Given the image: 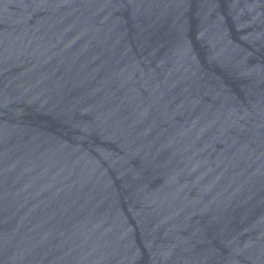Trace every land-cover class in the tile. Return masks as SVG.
<instances>
[{
  "label": "water",
  "instance_id": "95a60500",
  "mask_svg": "<svg viewBox=\"0 0 264 264\" xmlns=\"http://www.w3.org/2000/svg\"><path fill=\"white\" fill-rule=\"evenodd\" d=\"M0 264H264V0H0Z\"/></svg>",
  "mask_w": 264,
  "mask_h": 264
}]
</instances>
